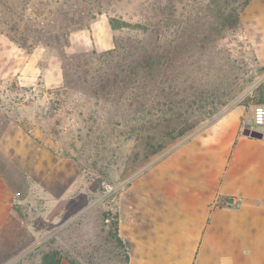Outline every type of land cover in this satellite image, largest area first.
I'll return each instance as SVG.
<instances>
[{
	"label": "rangeland",
	"instance_id": "obj_1",
	"mask_svg": "<svg viewBox=\"0 0 264 264\" xmlns=\"http://www.w3.org/2000/svg\"><path fill=\"white\" fill-rule=\"evenodd\" d=\"M248 1L0 0V128L8 131L0 132V149L9 159L21 131L25 142L41 138L70 159L72 179L59 219L53 214L63 203L49 208L43 188L31 204L19 201L30 198L26 189L17 193L0 264H42L52 252L62 264H128L119 213L143 209L138 185L230 110L244 108L251 125L261 105L264 67L240 21ZM112 19L125 24L114 30ZM155 53L162 86L145 72ZM163 89L179 103L175 116L164 114ZM7 161L2 171L15 183ZM105 182L116 186L114 194L103 192Z\"/></svg>",
	"mask_w": 264,
	"mask_h": 264
},
{
	"label": "crops",
	"instance_id": "obj_2",
	"mask_svg": "<svg viewBox=\"0 0 264 264\" xmlns=\"http://www.w3.org/2000/svg\"><path fill=\"white\" fill-rule=\"evenodd\" d=\"M240 21L264 67V0H249ZM247 124L245 109L234 108L149 172L138 185L143 209L119 213L128 264H264V130L262 139L246 137ZM22 133L11 158L0 149V237L23 189L31 196L19 201L31 204L43 188L52 196L49 208L63 203L53 219L64 217L70 204V159L36 133L39 141L28 136L26 142ZM7 160L19 172L15 183L2 171ZM59 168L63 173L53 175ZM218 198L235 202L217 207Z\"/></svg>",
	"mask_w": 264,
	"mask_h": 264
},
{
	"label": "trees",
	"instance_id": "obj_3",
	"mask_svg": "<svg viewBox=\"0 0 264 264\" xmlns=\"http://www.w3.org/2000/svg\"><path fill=\"white\" fill-rule=\"evenodd\" d=\"M242 12V11H241ZM123 25L125 24V23H122ZM122 24H120L119 22H117L116 20H114V19H112L111 21H110V25L112 26V28L114 29V30H117V29H120L121 27H123V25ZM175 47H176V41L174 40L173 41V43L171 44V48L172 49H175ZM156 59H158V54L157 53H155V55H153V57H151V60L148 62V68L146 69V75H147V73H148V76L150 77V79H151V81L153 80V81H157L158 79H160L159 81H158V83L160 84V86H162L163 85V80L161 79L162 78V76H163V71H162V68L163 67H161L160 66V62L159 61H156ZM167 61H168V63L170 62L171 64H170V67H173V68H175L176 67V65H173V64H175V63H173V61H174V59H172V57H170V58H167ZM134 64V66H133V68H137L139 65L137 64V62L136 63H133ZM132 64V65H133ZM140 64V63H139ZM136 71V70H135ZM145 72H144V74H145ZM136 75H139L140 73L139 72H136L135 73ZM154 82V83H155ZM171 83L174 85V88L173 89H178L180 86H179V84H180V82L177 80V79H173L172 81H171ZM160 89V88H159ZM163 91V92H162ZM165 90L163 89V90H161V94H162V96H163V98L164 97H168V99L166 100L167 102H166V106L169 108L168 110H169V112H164V114H166V113H168V114H166V115H170V116H175L176 115V113L178 114L179 113V111H180V108L178 107V105H179V103L178 102H176L171 96H170V94L169 95H166L165 94V92H164ZM159 104H160V102H157V103H155L154 104V106H146L144 109H139L138 111H137V113L138 114H142L143 112H147L148 113V111H150V110H152L153 108H156L157 106H159ZM260 104H264V94H263V96L261 97V99H260ZM149 109V110H148ZM195 126V125H194ZM194 127H193V125H192V127H190V129H188V130H191V129H193ZM188 130H182V131H179L178 133H179V136H184L185 134H186V132L188 131ZM217 202H218V204L216 205V206H218V207H226V206H231V205H233V199L232 198H226V199H221V198H218L217 199ZM220 202V203H219ZM117 242L121 245V246H123L122 245V240L119 238V237H117ZM42 264H62V258H61V255H60V253L59 252H52V253H49V254H46V255H44V257H43V259H42ZM72 264V263H71Z\"/></svg>",
	"mask_w": 264,
	"mask_h": 264
},
{
	"label": "built area",
	"instance_id": "obj_4",
	"mask_svg": "<svg viewBox=\"0 0 264 264\" xmlns=\"http://www.w3.org/2000/svg\"><path fill=\"white\" fill-rule=\"evenodd\" d=\"M251 129L255 130L254 127H262L264 126V104L257 105L254 109V115H253V122L250 125ZM103 192L107 195H112L116 192V186L110 184V183H103ZM233 202H235L233 200Z\"/></svg>",
	"mask_w": 264,
	"mask_h": 264
},
{
	"label": "water",
	"instance_id": "obj_5",
	"mask_svg": "<svg viewBox=\"0 0 264 264\" xmlns=\"http://www.w3.org/2000/svg\"><path fill=\"white\" fill-rule=\"evenodd\" d=\"M243 135L246 137L253 138V139H262L263 138V133L251 129L250 125H246V127L244 128V131H243Z\"/></svg>",
	"mask_w": 264,
	"mask_h": 264
}]
</instances>
